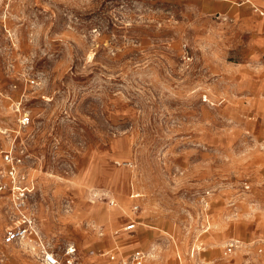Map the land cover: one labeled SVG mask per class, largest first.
Returning <instances> with one entry per match:
<instances>
[{"label":"rangeland","instance_id":"1","mask_svg":"<svg viewBox=\"0 0 264 264\" xmlns=\"http://www.w3.org/2000/svg\"><path fill=\"white\" fill-rule=\"evenodd\" d=\"M260 11L264 0H0V183L10 152L60 258L73 246L78 264H122L140 247L144 264H203L231 237L237 258L264 245ZM13 217L1 192L0 264H44L3 241Z\"/></svg>","mask_w":264,"mask_h":264},{"label":"built area","instance_id":"2","mask_svg":"<svg viewBox=\"0 0 264 264\" xmlns=\"http://www.w3.org/2000/svg\"><path fill=\"white\" fill-rule=\"evenodd\" d=\"M21 125L30 122V116L23 114L19 119ZM5 164V175L8 182L0 183V193L7 192L13 210V221L4 232L3 241L5 243L25 242L29 250L38 253L44 264H78L76 250L73 246L68 247L64 257L60 258L52 251L40 233L35 217L30 212L29 192L30 187L26 175L19 170V158L14 157L10 152H5L2 156ZM141 194L135 192L132 197L137 200ZM109 203L115 205L114 199H109ZM138 202L134 203L133 211L137 212ZM135 228V221L131 220L124 227V231H132ZM240 238H230L223 247L221 258L230 264H264V245H258L251 251H245L242 258H237V251L242 247ZM116 252L109 253V258L115 260ZM147 258L146 252L142 249L132 250L127 259L121 260L122 264H144ZM204 264H213L206 262Z\"/></svg>","mask_w":264,"mask_h":264},{"label":"crops","instance_id":"3","mask_svg":"<svg viewBox=\"0 0 264 264\" xmlns=\"http://www.w3.org/2000/svg\"><path fill=\"white\" fill-rule=\"evenodd\" d=\"M260 14L261 15H263L264 16V12L263 11H260ZM260 46L262 47V45L260 44ZM258 90H260V91H262L261 93L262 94H264V87H262V86H260V87H258ZM137 201L135 200V203H136ZM119 207V206H118ZM121 209V208H120ZM122 213L123 214H125V212L122 210ZM137 222H136V218H135V224H136ZM231 238H233V237H231ZM235 238H238V237H235ZM121 245V241H118V240H115V247L111 250V253H113L116 249H117V247H118V249H120L119 248V246ZM136 248H138V249H142V248H140V247H136ZM135 248V249H136ZM132 250H134V249H132ZM118 251V250H117ZM117 251H116V253H117ZM193 252H194V249H193V251H192V253H191V255L193 256ZM123 252H121V254H122ZM130 253V252H129ZM177 258H178V260L180 261V255L179 254H177ZM212 262V261H210V260H207L206 262ZM205 262V263H206ZM221 262V263H220ZM213 263V262H212ZM204 264V263H203ZM213 264H230L229 262H226V261H224L223 259L222 260H220V261H216V262H214Z\"/></svg>","mask_w":264,"mask_h":264}]
</instances>
